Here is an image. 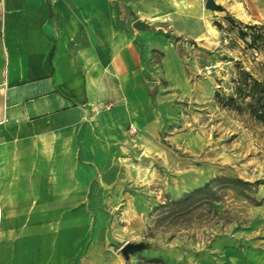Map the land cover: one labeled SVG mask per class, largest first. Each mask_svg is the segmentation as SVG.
I'll return each instance as SVG.
<instances>
[{
    "label": "crops",
    "instance_id": "crops-1",
    "mask_svg": "<svg viewBox=\"0 0 264 264\" xmlns=\"http://www.w3.org/2000/svg\"><path fill=\"white\" fill-rule=\"evenodd\" d=\"M175 13L172 0H0V264H127L100 189L131 116L153 109L150 36L133 23Z\"/></svg>",
    "mask_w": 264,
    "mask_h": 264
},
{
    "label": "rangeland",
    "instance_id": "rangeland-1",
    "mask_svg": "<svg viewBox=\"0 0 264 264\" xmlns=\"http://www.w3.org/2000/svg\"><path fill=\"white\" fill-rule=\"evenodd\" d=\"M213 1L172 0L137 28L153 109L131 116L100 189L117 249L145 244L127 264H264V117L235 91L242 71L264 82L247 27L264 34V0Z\"/></svg>",
    "mask_w": 264,
    "mask_h": 264
},
{
    "label": "trees",
    "instance_id": "trees-1",
    "mask_svg": "<svg viewBox=\"0 0 264 264\" xmlns=\"http://www.w3.org/2000/svg\"><path fill=\"white\" fill-rule=\"evenodd\" d=\"M247 27L251 30L249 44L255 48L264 46V34L254 32L256 27L254 25H248ZM246 34V32L239 30L241 37H245ZM235 91L241 98L240 102L244 103L245 107L254 117H264V82L254 78L250 73L242 71L239 73ZM227 99L228 101L235 100L231 95ZM228 103L230 104L231 102Z\"/></svg>",
    "mask_w": 264,
    "mask_h": 264
},
{
    "label": "water",
    "instance_id": "water-1",
    "mask_svg": "<svg viewBox=\"0 0 264 264\" xmlns=\"http://www.w3.org/2000/svg\"><path fill=\"white\" fill-rule=\"evenodd\" d=\"M206 5L210 8L217 7L213 0H207ZM144 25H145V23L143 21H136L135 22V26L139 29L143 28ZM144 246H145V244H143V243L127 242L121 247L120 252L125 258H127L129 253H133V252L143 248Z\"/></svg>",
    "mask_w": 264,
    "mask_h": 264
}]
</instances>
